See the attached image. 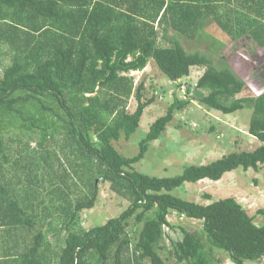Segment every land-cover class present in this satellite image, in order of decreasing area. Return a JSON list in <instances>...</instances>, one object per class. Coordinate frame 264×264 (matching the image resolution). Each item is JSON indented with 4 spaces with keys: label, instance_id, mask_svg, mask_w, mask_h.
Here are the masks:
<instances>
[{
    "label": "trees",
    "instance_id": "16d2710c",
    "mask_svg": "<svg viewBox=\"0 0 264 264\" xmlns=\"http://www.w3.org/2000/svg\"><path fill=\"white\" fill-rule=\"evenodd\" d=\"M210 20L232 42L248 38L264 48V0H0V264H166L164 240L178 264H212L213 250L227 253L233 264L263 262L264 227L242 203L204 195L210 203L201 205L178 194L186 184L264 165L263 87L258 96L238 98L245 82L227 63L217 67L211 56L182 45ZM151 60L173 82L204 67L197 87L207 94L197 101L224 115L251 110L248 134L261 145L187 165L172 177L134 170L174 113L192 101L176 99L151 124L139 154L122 156L113 142L129 141L152 104L140 102L139 85L137 108L126 112L134 91L130 74ZM18 120L29 139L38 132L33 149L10 130ZM62 157L68 167L61 166ZM73 175L86 188L74 202ZM97 179L129 206L85 231L79 213L94 208ZM172 213L201 221V230L174 227ZM51 232L65 233L58 250Z\"/></svg>",
    "mask_w": 264,
    "mask_h": 264
},
{
    "label": "rangeland",
    "instance_id": "374dc122",
    "mask_svg": "<svg viewBox=\"0 0 264 264\" xmlns=\"http://www.w3.org/2000/svg\"><path fill=\"white\" fill-rule=\"evenodd\" d=\"M210 21L205 24L203 32L195 40H182L185 50L188 53L201 52L211 56L217 67L220 62L227 63L245 82L244 90L238 98L257 96L260 88L263 87L264 90V48H256L248 38L232 42L221 33L215 23ZM173 35L172 32L167 38L170 39ZM168 44L166 41H159L160 46H168ZM205 71L204 67H192L189 77L173 82L161 73L151 60L145 69L130 74L134 79V91L127 103L126 112L132 114L137 108L138 101L135 94L139 85H142L140 102L147 103L152 100V104L144 110L139 129L129 141L121 138L113 142L114 148L124 157L132 158L139 154V143L149 131L151 124L164 116L176 99L192 100L187 108L174 113L166 131L159 140L150 144L143 159L133 165L134 170L154 177H172L180 175L187 165H205L223 155L253 151L261 145L248 134L251 110L244 109L224 115L197 101L200 96L207 94L197 87ZM181 86L184 90L180 89ZM17 123L20 124H15L10 130H14L17 136L23 137L24 141H31L30 148L33 149L36 146L38 132L35 137L29 139L27 130L21 128L23 121L18 120ZM56 143L61 144L62 141L57 140ZM62 159L64 160L63 157ZM61 166L68 167V164L64 160ZM70 180L77 182V188L72 187L71 200L74 202L77 196H82L86 192V188L75 175ZM96 185L98 198L94 208L79 213V227L85 231L116 218L129 206L127 200L111 191L108 183L97 179ZM256 190H260L261 193L254 194ZM178 194L183 199L201 205L210 203L204 199V195L211 196L212 201L234 197L242 204L246 202V198H251L254 202L252 206H248V213L254 216L256 226L264 227V214L257 213L264 208V165L258 171L237 169L225 174L217 182L203 180L197 184H186ZM168 221L174 227H182L188 231L201 230L200 222L179 218L174 213L168 216ZM60 224H62L60 220L56 221L54 228H61ZM43 225L44 228L49 226L46 223ZM165 232L172 237L182 236L179 230L174 233L165 229ZM64 236L65 233L49 234L48 237L54 242L55 246H53L56 250L60 248ZM172 250L168 241L164 240L161 256L166 264H178ZM211 255L212 264H233L229 255L220 250H213Z\"/></svg>",
    "mask_w": 264,
    "mask_h": 264
},
{
    "label": "crops",
    "instance_id": "0c3cea01",
    "mask_svg": "<svg viewBox=\"0 0 264 264\" xmlns=\"http://www.w3.org/2000/svg\"><path fill=\"white\" fill-rule=\"evenodd\" d=\"M210 22L214 23L213 21H210ZM217 28H218V27H217ZM218 29H219V28H218ZM219 30H220V29H219ZM220 31H221V30H220ZM221 33H223V32L221 31ZM255 192H256V193H255ZM257 193H261L260 190H256V191H254V194H257ZM251 200H252L251 198H246V202H243L244 205L242 204L244 207H247V208H246L247 212H249V210H248V209H249L248 206H252V204H253V202H254V200H252V202H251ZM237 201H238V200H237ZM240 203H241V202H240ZM195 221H197V220H195ZM198 222H199V221H198ZM200 223H201V221H200ZM11 236H12V238H13V235H11ZM27 239H29V238H27ZM11 240H12V239H11ZM10 242H11V241H10ZM11 243H13V242H11ZM13 244H14V243H13Z\"/></svg>",
    "mask_w": 264,
    "mask_h": 264
},
{
    "label": "built area",
    "instance_id": "2783aa9c",
    "mask_svg": "<svg viewBox=\"0 0 264 264\" xmlns=\"http://www.w3.org/2000/svg\"><path fill=\"white\" fill-rule=\"evenodd\" d=\"M180 89H183L184 90V87L183 86H181V88ZM262 93V91H260V92H258L257 93V96L259 95V94H261ZM263 262H264V260H263Z\"/></svg>",
    "mask_w": 264,
    "mask_h": 264
}]
</instances>
